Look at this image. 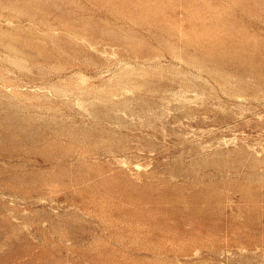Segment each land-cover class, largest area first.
Instances as JSON below:
<instances>
[{
	"label": "rangeland",
	"instance_id": "rangeland-1",
	"mask_svg": "<svg viewBox=\"0 0 264 264\" xmlns=\"http://www.w3.org/2000/svg\"><path fill=\"white\" fill-rule=\"evenodd\" d=\"M0 264H264V0H0Z\"/></svg>",
	"mask_w": 264,
	"mask_h": 264
}]
</instances>
